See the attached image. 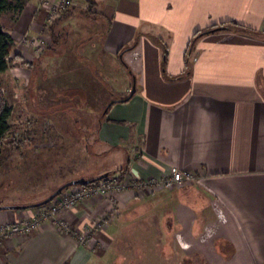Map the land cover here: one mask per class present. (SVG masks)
Segmentation results:
<instances>
[{
    "label": "crops",
    "instance_id": "crops-1",
    "mask_svg": "<svg viewBox=\"0 0 264 264\" xmlns=\"http://www.w3.org/2000/svg\"><path fill=\"white\" fill-rule=\"evenodd\" d=\"M93 1L98 15L89 11L88 0H76L52 26L46 25L40 0H25L19 14L6 11L0 25L16 43L10 73L19 75L18 83L23 76L30 87L37 116L40 86L59 91L50 96L52 104L63 96L62 89H78L79 116L88 109L86 99L93 103L92 92L100 91L95 97L100 101L111 84L96 69L113 78L112 56L135 48L130 56L136 62L130 64L125 54L122 59L136 80V93L97 118L96 146L111 152L109 156H119L116 170L124 169L128 179L162 181L173 167L195 178L175 190H116L109 197L83 201L58 214L72 233L60 231L56 221L48 220L31 233L5 237L0 264H94L108 256L116 238L113 222L133 216L148 202L151 209L163 210L168 230L175 232L185 252L199 254L202 264H264V0ZM76 14L94 23L85 33L73 30L71 40L72 21H79ZM231 21L258 32H206ZM51 29L60 42H54ZM199 32L206 33L196 36ZM31 39L44 40L45 50L37 53ZM54 50L64 54L55 56ZM166 51V61L171 59L167 69ZM132 85L125 76L116 97H127ZM76 123L71 121V126ZM110 169L84 174L72 166L23 202L0 193V205L33 204L68 181L94 179ZM7 173L0 171V179ZM115 206L114 220L106 228L95 227L87 242L80 243L76 235L86 234ZM40 210H1L0 224L33 218Z\"/></svg>",
    "mask_w": 264,
    "mask_h": 264
},
{
    "label": "rangeland",
    "instance_id": "rangeland-1",
    "mask_svg": "<svg viewBox=\"0 0 264 264\" xmlns=\"http://www.w3.org/2000/svg\"><path fill=\"white\" fill-rule=\"evenodd\" d=\"M76 16L79 17V21H72L71 40L73 30L85 33V31H88V26L94 23L90 17L83 15L80 18L81 15L78 14ZM7 21L8 16H5L4 23ZM134 50L135 48L129 46L127 49H123L119 55L112 56L113 78L106 76V72L96 69V72H100L97 73L100 78L111 84L104 90L106 93L101 95L100 101H98L99 98H95L100 91H93L94 97L91 98L93 103L86 99L88 109L82 110L83 112H80L79 116L77 109L80 108L73 106L74 102H78V89L73 87L62 89L63 96L60 100H56L57 104H52L49 103V98L55 96L56 91L54 89L50 90V88L44 90L43 86H40L37 89L38 104L41 106V109L38 110L40 118L32 107L30 87L23 80V76H20L18 83L16 78L19 75H14L15 72L14 74L10 73L15 68L13 63L8 72L0 74L4 99L12 111L10 120L14 128L9 140L14 139L18 144L21 143V147L18 149L10 144L0 147V171L6 170L9 173L5 175L6 177L0 179L1 194H4L8 200L23 202L31 198L32 195H36L37 191L43 188L41 184L63 175L72 166H75L84 174L98 173L107 167L111 168L110 174L117 175L118 169L116 170V168L120 165L119 156L116 158L109 156L107 154L111 152L105 153L101 151L100 147L96 146L100 124L97 118L99 116L104 117L108 105L118 99L116 96H119L121 92L125 76L129 77L132 84L136 82L135 78L132 79L128 74L130 71L122 59V55L125 54L130 64L136 62L130 56ZM192 50L193 46L188 51L187 61L191 59ZM166 54L167 51L164 54L163 63L167 69V63H170L171 59L166 61ZM107 92L110 94H107ZM111 94L113 95L112 98L110 97ZM54 107L59 109H53ZM41 111L43 112L41 113ZM62 115H65L64 118ZM86 116L89 117V120H84ZM71 121L77 122L75 127L71 126ZM62 128H66L65 131H61ZM8 165L11 167L9 168ZM11 176L13 177L11 178ZM181 185L177 184L172 188H167V190H175L176 187ZM112 202L115 204L116 200L112 198ZM52 203L41 207V209L50 207ZM146 205V208L143 205L135 209L133 216H120L117 221L113 222L115 223L116 238L108 250V256L98 258L94 264H202L199 254L185 252L186 249L181 246L175 232L168 230L170 225L167 216L161 214L163 210L151 209V202ZM112 210H114L113 214L116 215L117 206ZM110 214L111 212L108 213V220H111L110 217H114ZM103 219L97 220L93 228H106L110 222L107 220L104 224ZM79 234H82V232ZM177 236L179 237L178 234ZM101 251L103 252L102 248Z\"/></svg>",
    "mask_w": 264,
    "mask_h": 264
},
{
    "label": "built area",
    "instance_id": "built-area-1",
    "mask_svg": "<svg viewBox=\"0 0 264 264\" xmlns=\"http://www.w3.org/2000/svg\"><path fill=\"white\" fill-rule=\"evenodd\" d=\"M76 5V0H40V7L46 13V25L52 26L56 21L61 19L64 14L68 13ZM28 39V38H27ZM26 39V40H27ZM30 44L34 47L37 53H42L46 48V42L44 40L31 39ZM195 176L189 171H182L176 167L171 169L170 176L163 179L162 181L156 180H138L128 179L127 177L116 178L108 176L97 183H92L84 186H76L65 191V193L59 195L52 205L48 208H42L39 214L33 218L24 219L18 223H2L0 224V245L3 239L8 236L17 234H28L36 230L44 221L54 220L59 226L60 231L64 233H72L69 223L61 219L58 214L64 210H69L83 201L89 200L93 197L109 196L113 191L116 190H134L139 193L150 192L152 190L161 188H172L177 184H183L184 181L192 180ZM110 216L114 215L113 218L109 215L104 218V224L107 220L111 223L115 214L114 210L110 211ZM94 231V228H90L86 234L76 235L79 242L85 244L88 240V236Z\"/></svg>",
    "mask_w": 264,
    "mask_h": 264
},
{
    "label": "trees",
    "instance_id": "trees-1",
    "mask_svg": "<svg viewBox=\"0 0 264 264\" xmlns=\"http://www.w3.org/2000/svg\"><path fill=\"white\" fill-rule=\"evenodd\" d=\"M88 1L90 2V9H91L89 11L91 13H93L94 15H98V12L94 11V7H93L94 6L93 3H95V2L93 0H88ZM24 4H25V0H0V19H1V16L6 11H13L16 14L21 13L24 10ZM65 15H67V13L64 14L63 16H65ZM60 20L61 19L56 21L55 24L56 23L58 24L60 22ZM218 26H225L227 30H232V31L250 32V33H254V34L258 32L252 28H249L245 25H242V24H239V23L233 22V21L222 23L221 25H216L215 27H218ZM212 28H214V27H212ZM50 31H51V34L53 35L54 42H60L59 37L55 36L54 30L51 29ZM198 34H200V32L197 33L196 36ZM15 48H16V43H15V40H14L12 34L5 27L0 25V74L8 72V70L10 69L11 64L13 62V59L16 58V56L13 55ZM63 54H64V50H54V52H53V55H55V56H61ZM166 57H167V54H166ZM56 93L59 94V91L56 90ZM62 94H63V92H62ZM36 105L38 106V104H36ZM73 106L79 107V105L77 103H73ZM82 106H86V105L82 104ZM53 109L58 110L59 108L54 107ZM11 112H12L11 108L8 107L7 103L5 102L4 92H3L2 86L0 84V147L5 145V144H10L12 147H15L16 149H18L21 147V143L18 144L14 139L9 140L10 135L13 133V128H14V126L10 120ZM0 154H1V149H0ZM117 171L119 174L112 175L109 172V176H112V177L114 176L116 178H123V179H124V177H126L125 173H123L125 171L124 169H119ZM97 182H99V181H97ZM97 182H94V183H97ZM50 203H48V204H50ZM48 204H46V205H48ZM46 205H43V206H46ZM43 206H40L37 208H41Z\"/></svg>",
    "mask_w": 264,
    "mask_h": 264
},
{
    "label": "water",
    "instance_id": "water-1",
    "mask_svg": "<svg viewBox=\"0 0 264 264\" xmlns=\"http://www.w3.org/2000/svg\"><path fill=\"white\" fill-rule=\"evenodd\" d=\"M217 30H226L225 26H218V27H214L212 29H209L206 32H211V31H217ZM206 32H202L201 34H204ZM136 81V80H135ZM136 93V82L133 84L132 89L130 90V93L127 97L122 98V99H116L114 101H112L109 105L108 108L115 104V103H126L128 102ZM45 112V111H44ZM109 176V173H104L94 179H86V178H79V179H74L71 181H68L66 183H64L63 185H61L60 187H58L51 195H49L47 198H45L42 201L33 203V204H27V205H0V211L1 210H25V209H29V208H37L43 205H46L50 202H52L54 199H56L59 195H61L65 190H68L72 187H76V186H84V185H88V184H92L94 182L97 181H101L104 178H107Z\"/></svg>",
    "mask_w": 264,
    "mask_h": 264
},
{
    "label": "flooded vegetation",
    "instance_id": "flooded-vegetation-1",
    "mask_svg": "<svg viewBox=\"0 0 264 264\" xmlns=\"http://www.w3.org/2000/svg\"><path fill=\"white\" fill-rule=\"evenodd\" d=\"M74 103H76V102H74Z\"/></svg>",
    "mask_w": 264,
    "mask_h": 264
}]
</instances>
